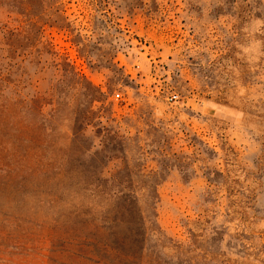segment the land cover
<instances>
[{"label":"rangeland","instance_id":"1","mask_svg":"<svg viewBox=\"0 0 264 264\" xmlns=\"http://www.w3.org/2000/svg\"><path fill=\"white\" fill-rule=\"evenodd\" d=\"M0 264H264V0H0Z\"/></svg>","mask_w":264,"mask_h":264},{"label":"built area","instance_id":"2","mask_svg":"<svg viewBox=\"0 0 264 264\" xmlns=\"http://www.w3.org/2000/svg\"><path fill=\"white\" fill-rule=\"evenodd\" d=\"M177 100H178V96H172V97H171V101H172V102H176Z\"/></svg>","mask_w":264,"mask_h":264}]
</instances>
